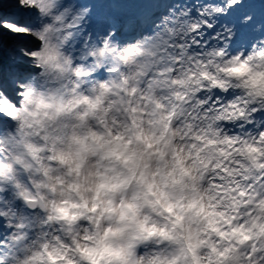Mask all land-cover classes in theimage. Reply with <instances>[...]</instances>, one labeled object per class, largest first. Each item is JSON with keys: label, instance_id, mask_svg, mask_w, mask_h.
I'll list each match as a JSON object with an SVG mask.
<instances>
[{"label": "clouds", "instance_id": "obj_1", "mask_svg": "<svg viewBox=\"0 0 264 264\" xmlns=\"http://www.w3.org/2000/svg\"><path fill=\"white\" fill-rule=\"evenodd\" d=\"M256 32L209 66L211 80L167 73L125 44L22 99L0 125V215L11 226L0 260L264 264ZM212 97L223 101L215 110Z\"/></svg>", "mask_w": 264, "mask_h": 264}, {"label": "snow or ice", "instance_id": "obj_2", "mask_svg": "<svg viewBox=\"0 0 264 264\" xmlns=\"http://www.w3.org/2000/svg\"><path fill=\"white\" fill-rule=\"evenodd\" d=\"M257 26L264 35V0H0V125L53 76H80L88 60L125 44L129 56H158L167 73L211 80L209 66L229 47L250 48ZM134 31L149 34L121 42ZM222 103L208 101L213 110ZM10 227L0 215V232Z\"/></svg>", "mask_w": 264, "mask_h": 264}, {"label": "rangeland", "instance_id": "obj_3", "mask_svg": "<svg viewBox=\"0 0 264 264\" xmlns=\"http://www.w3.org/2000/svg\"><path fill=\"white\" fill-rule=\"evenodd\" d=\"M103 7V6H102ZM255 7H257V8H260L261 7V5H255Z\"/></svg>", "mask_w": 264, "mask_h": 264}, {"label": "bare ground", "instance_id": "obj_4", "mask_svg": "<svg viewBox=\"0 0 264 264\" xmlns=\"http://www.w3.org/2000/svg\"><path fill=\"white\" fill-rule=\"evenodd\" d=\"M134 32H136V31H134Z\"/></svg>", "mask_w": 264, "mask_h": 264}]
</instances>
